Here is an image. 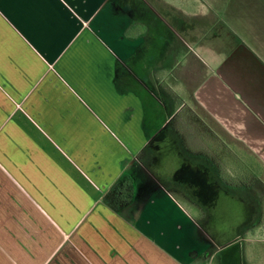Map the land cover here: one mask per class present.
<instances>
[{
    "label": "crops",
    "instance_id": "0c3cea01",
    "mask_svg": "<svg viewBox=\"0 0 264 264\" xmlns=\"http://www.w3.org/2000/svg\"><path fill=\"white\" fill-rule=\"evenodd\" d=\"M76 3L0 0V98L5 86L16 98L2 105L46 110L26 117L44 130L0 129V264H200L219 243L180 200L207 211L197 194L213 179L150 146L165 121L144 112L154 105L149 64L172 60L194 102L264 171V0H98L90 34L70 30ZM117 58L127 68L125 102L137 106V97L135 116L110 113L117 100L98 101L111 85L116 98ZM244 227L231 264H264V244L242 238ZM219 245L228 264V246Z\"/></svg>",
    "mask_w": 264,
    "mask_h": 264
},
{
    "label": "rangeland",
    "instance_id": "374dc122",
    "mask_svg": "<svg viewBox=\"0 0 264 264\" xmlns=\"http://www.w3.org/2000/svg\"><path fill=\"white\" fill-rule=\"evenodd\" d=\"M100 2L103 4L105 0H100ZM97 3L98 0H77L74 5L78 6L79 9H71L70 12V19H74L77 22V26L72 27L70 24V30L80 31L83 28L86 31L85 34H90L92 32V18L95 13L94 6ZM99 17L101 20L103 17L106 18L107 12H102ZM117 24L120 25L119 21ZM122 29V27H117V33L120 34ZM106 47L109 52L108 46ZM70 51L64 55L63 60L71 56ZM108 52L106 51L107 54ZM181 61L185 63V60ZM150 62L148 94L152 98L149 101L154 105L153 107L147 105V109H144V112L148 116L159 114L161 121L163 123L165 121L161 129L165 131V134H159V137L155 135L150 140V146H157V152L159 153L164 151V149L166 150L164 152L178 153L175 156L173 154H171L172 156H167V159L170 157L169 164H189L192 169L197 170V176L204 173L206 176H209V174L212 176L213 185L217 190L219 189L222 195L219 194L217 197L218 192L213 185L211 191L209 189L206 190L205 196L198 191V201H204L197 204L206 206L208 208L207 211L192 202L187 204L183 200L180 201H182V205L189 209L196 222H202L205 227L208 226V229L213 233L212 237L219 244H228L224 260L228 264L239 262L240 228L242 226H245L242 238L250 239L248 243L264 244V241H259L264 240V171L255 169V171L257 170L255 173L247 149L224 132L194 102L189 88L188 76L181 74L176 77L173 75L172 60L164 61L165 65L163 68L158 66V60L156 59L150 60ZM117 63L120 83H118L116 98L113 96L114 90L111 85L109 88L111 90L106 92V99L102 100L103 94H101L98 101L99 103H103V101L108 103L109 98V103L113 104V101L117 100V107L115 109L111 108L109 110L110 113L117 115L132 114L135 116V114L141 113L136 100L137 97H133L137 106H131L129 105L130 103L125 102L128 101L125 98L129 99L128 95L126 97L123 95L126 85L125 78H128L125 74L127 68L122 58H117ZM81 87L82 89L90 88L91 92L87 93L89 96H97L96 89L93 88L92 90V86L88 85V82L82 81ZM106 87L109 86L101 82V92H104ZM139 87L140 85L137 84L132 86L137 94L140 93ZM5 88L4 93L6 95L0 98V129L4 126V130L15 133L23 131L31 124L36 127L40 126L41 129L37 128L38 130H44V124L40 121L33 118L30 121L26 117L37 115L39 110L45 113L46 110L38 107L16 108L3 106V99L6 101L9 99V102H13V99H16L14 91L8 86H5ZM103 109L107 111L109 108L104 107ZM83 111L80 115H88L89 112L87 110ZM69 112L72 114V110ZM15 114L24 116L26 121L21 123L9 121L6 124L2 122L7 116L12 118ZM16 142L20 146H22V142L27 145L28 139L17 138ZM6 147V142L0 141V148L4 149ZM185 175L187 176V174ZM191 176L196 179L199 177L194 173H191ZM185 178L187 179V177L182 176L181 179L186 182ZM191 188L194 189L195 187ZM253 230L256 233L255 239L250 236ZM219 244L216 243L214 245L213 252H211L209 257H203L200 264H222Z\"/></svg>",
    "mask_w": 264,
    "mask_h": 264
},
{
    "label": "trees",
    "instance_id": "16d2710c",
    "mask_svg": "<svg viewBox=\"0 0 264 264\" xmlns=\"http://www.w3.org/2000/svg\"><path fill=\"white\" fill-rule=\"evenodd\" d=\"M253 167H254V166H253ZM253 171L256 173L257 170L255 171V169H254ZM213 186H214V185H213ZM214 188L216 189L215 186H214ZM212 190H213V189H212ZM216 191L218 192V193H217V197H218V195H219V189H218V190L216 189ZM214 192H215V191H214ZM214 192H212V193L214 194ZM210 193H211V192H210ZM224 246H228V244H226V245H224Z\"/></svg>",
    "mask_w": 264,
    "mask_h": 264
}]
</instances>
